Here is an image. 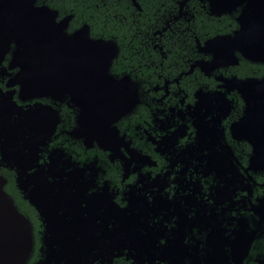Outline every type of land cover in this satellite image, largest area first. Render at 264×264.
<instances>
[{"label": "flooded vegetation", "instance_id": "af4514ba", "mask_svg": "<svg viewBox=\"0 0 264 264\" xmlns=\"http://www.w3.org/2000/svg\"><path fill=\"white\" fill-rule=\"evenodd\" d=\"M180 1L161 28L137 21L142 27L128 39H112L117 52L109 73L122 81V98L130 103L102 131L71 133L79 108L68 95L20 100L18 85L6 87L17 71L8 67L10 53L0 63V87L14 90L18 105L37 102L56 113L39 162L49 152L70 157L73 164L62 168L77 172L80 214L88 225L80 238L95 254L90 264H264V165L252 160L251 145L233 130L245 110L235 83L260 78L264 65L236 48L240 9L214 16L198 0L218 23L234 22L227 31L198 36L187 6L192 0L181 10ZM134 8L142 10L139 4ZM55 10L57 21L72 15ZM70 21L68 32L86 24L71 29ZM173 29L177 36L167 33H176ZM89 35L99 38L90 27ZM217 35H229L221 44L225 56L209 69L214 47L206 43ZM27 204L37 228L21 212L32 223L39 252L43 225Z\"/></svg>", "mask_w": 264, "mask_h": 264}, {"label": "water", "instance_id": "95a60500", "mask_svg": "<svg viewBox=\"0 0 264 264\" xmlns=\"http://www.w3.org/2000/svg\"><path fill=\"white\" fill-rule=\"evenodd\" d=\"M131 1L138 8L137 1ZM186 1L179 2L180 10ZM199 1L214 16L240 9L234 38L241 46L236 48L247 59L264 65V0ZM56 16L55 9L38 0H0V63L10 53L8 67L17 68L6 87L18 85L22 101L70 96L79 108L71 133L87 136L111 126L130 103L122 98L126 95L122 81L109 73L117 45L112 39L91 38L87 24L68 32L72 15L59 21ZM227 38L217 35L207 41L206 45L214 47L209 69L225 56L221 44ZM235 87L245 110L233 130L251 145L252 160L264 165V74L242 79ZM13 93L0 87V167L13 171L16 188L41 219L36 264H90L95 254L83 247L80 238L88 225L80 214L77 172L66 173L62 168L73 163L63 152H49L47 161L39 162V147L54 132L56 113L37 102L18 105ZM6 182L0 175V264H28L34 251L32 223L5 190Z\"/></svg>", "mask_w": 264, "mask_h": 264}, {"label": "trees", "instance_id": "16d2710c", "mask_svg": "<svg viewBox=\"0 0 264 264\" xmlns=\"http://www.w3.org/2000/svg\"><path fill=\"white\" fill-rule=\"evenodd\" d=\"M136 1L141 7V11L136 10L130 0H38V3H44L55 8L60 14H72L73 18L70 21L71 29L80 26L82 23H86L90 27L92 36L113 39L118 43L122 42L124 37L128 39L135 28L141 29L142 25L136 24L137 21L141 22L143 27L147 26L148 29L161 28L164 22L169 19L168 15L172 16L177 10L176 0ZM202 4L198 0H192L187 4L190 13L194 14L192 19L190 15L187 18H190L198 36L204 33H207L209 36L225 29L227 31L231 28V24H234L233 20L227 17V19H223L218 23L216 18L207 14ZM227 24L229 25L228 27ZM173 31L176 33L173 34L169 30L167 33L177 36L176 29H173ZM260 67V71L262 72L263 67ZM0 173L7 179L5 190L14 199L19 210H24V213H27V216L33 221L35 228H37L36 216L33 210L21 198L20 193L15 187L14 173L6 169H0ZM38 253L37 248L34 247L28 264L36 262Z\"/></svg>", "mask_w": 264, "mask_h": 264}]
</instances>
